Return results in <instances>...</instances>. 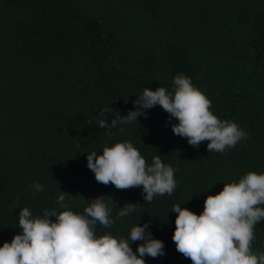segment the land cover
Here are the masks:
<instances>
[{
    "label": "trees",
    "instance_id": "1",
    "mask_svg": "<svg viewBox=\"0 0 264 264\" xmlns=\"http://www.w3.org/2000/svg\"><path fill=\"white\" fill-rule=\"evenodd\" d=\"M180 73L247 138L222 153L209 141L192 146L159 105L138 121L97 126L135 110L146 87L171 90ZM122 141L175 169L171 195L145 202L142 186L96 181L87 153ZM252 171L264 173V0H0V246L20 233V209L63 211L55 202L64 192L74 212L97 197L110 204L115 223H97V235L128 237L150 222L165 255L146 264H192L172 239V207L200 214L207 195ZM37 182L43 191L33 195ZM125 203L136 211L116 219ZM254 235L252 251L264 253V221Z\"/></svg>",
    "mask_w": 264,
    "mask_h": 264
},
{
    "label": "clouds",
    "instance_id": "2",
    "mask_svg": "<svg viewBox=\"0 0 264 264\" xmlns=\"http://www.w3.org/2000/svg\"><path fill=\"white\" fill-rule=\"evenodd\" d=\"M134 103L135 110L126 116L117 111L110 124L99 119L97 126L109 129L138 121L139 116H146L147 110L159 105L170 119L178 121L171 125L173 133L187 138L192 146L209 141L210 152L222 153L247 138L237 122L221 120L211 111V100L184 73L173 78L171 90L146 87ZM87 167L104 185L117 189L142 186L145 202L157 195H171L177 187L175 169L160 155L146 162L131 141L105 145L99 155L97 151L87 153ZM43 187L38 182L30 185L33 195ZM66 195L61 192L55 202L63 211L44 210L34 216L28 207L20 209V233L0 246V264H146L145 256L165 255L164 242L148 231L150 222L133 226L128 237L97 235V223L105 228L115 223L110 204L97 197L90 199L83 213L74 212L65 203ZM135 211V204L125 203L116 219ZM171 211L177 214L172 237L176 250L192 264H264V253L251 248L255 225L264 221V173L252 171L238 182L224 183L219 193L207 195L200 214L180 205ZM136 241L142 243L133 251L131 245Z\"/></svg>",
    "mask_w": 264,
    "mask_h": 264
}]
</instances>
